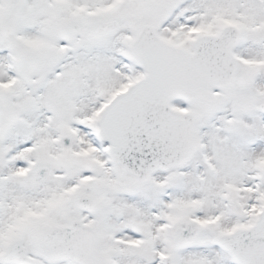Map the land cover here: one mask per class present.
<instances>
[{
    "label": "snow or ice",
    "instance_id": "snow-or-ice-1",
    "mask_svg": "<svg viewBox=\"0 0 264 264\" xmlns=\"http://www.w3.org/2000/svg\"><path fill=\"white\" fill-rule=\"evenodd\" d=\"M0 264H264V0H0Z\"/></svg>",
    "mask_w": 264,
    "mask_h": 264
}]
</instances>
